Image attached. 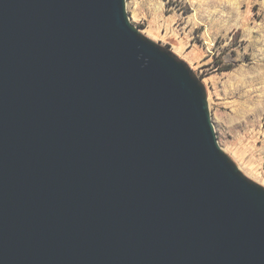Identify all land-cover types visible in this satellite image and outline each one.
<instances>
[{
  "label": "water",
  "instance_id": "obj_1",
  "mask_svg": "<svg viewBox=\"0 0 264 264\" xmlns=\"http://www.w3.org/2000/svg\"><path fill=\"white\" fill-rule=\"evenodd\" d=\"M0 264H264V187L125 0H0Z\"/></svg>",
  "mask_w": 264,
  "mask_h": 264
},
{
  "label": "rangeland",
  "instance_id": "obj_2",
  "mask_svg": "<svg viewBox=\"0 0 264 264\" xmlns=\"http://www.w3.org/2000/svg\"><path fill=\"white\" fill-rule=\"evenodd\" d=\"M125 8L140 33L187 63L219 146L264 187V0H125Z\"/></svg>",
  "mask_w": 264,
  "mask_h": 264
},
{
  "label": "trees",
  "instance_id": "obj_3",
  "mask_svg": "<svg viewBox=\"0 0 264 264\" xmlns=\"http://www.w3.org/2000/svg\"><path fill=\"white\" fill-rule=\"evenodd\" d=\"M215 65L219 68V70H228V69L232 68V65H224L220 61L218 63L215 62Z\"/></svg>",
  "mask_w": 264,
  "mask_h": 264
}]
</instances>
